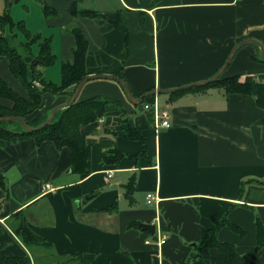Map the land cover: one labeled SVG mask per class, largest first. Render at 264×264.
Here are the masks:
<instances>
[{
  "label": "crops",
  "instance_id": "0c3cea01",
  "mask_svg": "<svg viewBox=\"0 0 264 264\" xmlns=\"http://www.w3.org/2000/svg\"><path fill=\"white\" fill-rule=\"evenodd\" d=\"M23 1L4 0V7ZM26 2L47 3L58 12L42 28L53 42L55 35L61 39L63 63L73 61L76 40L70 30L79 27L88 40L87 75L120 74L139 95L211 78L241 39L258 40L264 48V0H25V8ZM72 2L103 17L73 16ZM119 13L129 31L125 61L126 33L112 24ZM259 51L254 44L240 47L223 77L264 73V62L255 60ZM0 72L7 73L0 78L27 98L6 57L0 58ZM217 88L215 93L187 92L175 101L171 94L164 101L155 96L170 114V127L156 131L151 113L133 105L118 82H86L79 99L103 96L124 108L81 126L91 149L89 174L71 172L70 150H59L49 141L0 148L7 180V189L0 188V255L27 256L31 264H184L190 257L189 264H225V255L216 248L213 259L193 257L207 231L222 219L226 225L217 238L235 246L239 264H264V244L257 239V219L264 226V185L250 181L264 179V110L253 96L226 95ZM68 101L48 93L40 110ZM0 104L12 105L2 97ZM129 119L145 136L139 159L132 156L142 153L143 142L118 133ZM111 149L122 153L118 164L104 163ZM132 175L136 186L131 203L125 185ZM99 190L96 197L86 198ZM148 194L156 198L151 203ZM115 202L117 210L109 209ZM20 211L49 245L22 243L11 226ZM133 222L155 224L156 232L152 235ZM163 236L167 240L159 247L156 241Z\"/></svg>",
  "mask_w": 264,
  "mask_h": 264
},
{
  "label": "trees",
  "instance_id": "16d2710c",
  "mask_svg": "<svg viewBox=\"0 0 264 264\" xmlns=\"http://www.w3.org/2000/svg\"><path fill=\"white\" fill-rule=\"evenodd\" d=\"M6 10L0 13V58L6 57L9 60V70L27 92V98L16 92L5 80L0 78V97L12 103L11 106L0 104V117L13 115L26 122L30 127L36 128L44 123L52 112V110L47 112L40 110L43 103V95L49 93L56 96H66L67 100H70L77 85L88 76L85 65L88 40L79 27H73L70 30L76 40V46L73 49V61L62 63L61 82L56 84L46 80L44 71L41 70V68L53 65L56 60V55L51 47V37H46L40 41L41 35L39 33H32L22 20L14 21ZM43 12L48 17L58 14L47 3L43 6ZM69 12L73 16L80 15L86 18L103 17V14L99 12L79 9L76 2L71 3ZM112 24L118 30L126 33L125 48L121 54L122 60L125 61L129 54V31L124 24L121 13L118 14L117 20ZM6 29L10 30L11 36L4 35ZM18 29L20 33H23L25 42L19 43L14 39V30L19 31ZM35 43H38L39 46L37 53L32 50V46ZM21 47L25 49L22 52L19 50ZM255 60L263 62L261 57H255ZM118 76L121 77L120 74ZM213 86L221 88L226 95L238 93L253 96L256 98L257 105L264 110V73H245L228 77H223L222 75L212 84L203 87H191L172 93L170 100L175 101L187 92L205 91L207 87ZM133 95L135 97L141 96L135 93ZM154 102L155 96H150L145 98L139 106L154 104ZM117 110L124 111L120 101L103 96H94L82 100L78 98L71 106L58 110L54 120L48 126L37 131L26 132L16 121H3L0 122V148H4L7 144H15L21 141L33 140L37 146L49 141L59 150L63 147H67L70 150L71 172L80 175L89 174L92 172L91 149L86 144L85 136L81 133L80 128L82 125L101 120L107 113ZM150 113L149 118L151 119L153 114L152 112ZM118 133L126 139L141 140L143 142L142 153L132 156L133 159H139L146 149L144 144L145 136H143L141 131L128 123L127 127ZM121 157L122 153L120 151L111 149L107 151L103 160L107 165H115L119 163ZM135 179V175H132L129 182L125 185L126 196L131 203L134 201ZM250 181L258 185H264V179ZM0 188L7 189L6 176L1 168ZM98 193L97 191L93 192L86 198L90 199ZM109 209L117 210L116 202ZM225 221L221 219L213 228L207 231L203 241L198 244V253L194 254V259L198 257L213 259L211 250L216 248L225 255V264H239L235 246L228 242H221L217 238L219 229L226 225ZM11 226L26 246H47L50 244L28 226L22 211L13 216ZM132 226L137 227L139 223L133 222ZM231 228L238 231L241 235L245 234V231L235 224H231ZM257 235L258 242L264 244V226L259 219H257ZM191 259L192 257L189 258V260ZM189 260L184 264H189ZM0 261L6 264H31L27 256L0 255Z\"/></svg>",
  "mask_w": 264,
  "mask_h": 264
},
{
  "label": "water",
  "instance_id": "95a60500",
  "mask_svg": "<svg viewBox=\"0 0 264 264\" xmlns=\"http://www.w3.org/2000/svg\"><path fill=\"white\" fill-rule=\"evenodd\" d=\"M250 44H254V45L259 46V48L261 50V60L264 62V48H263L262 44L258 40H255V39H245V40H241L240 42H238L232 48L227 60L224 62V64L221 66V68L211 78H209L207 80H203V81H200V82H196L194 84H190V85L182 86V87H178V88H173V89H153V90H150L148 92H145L144 94H142L139 97H135L133 95V93L131 92L130 88L127 86V84L119 76L103 75V74L90 75V76H86L77 85V88L74 91L73 95L71 96L70 100L68 102L64 103V104L56 106L52 110V112L49 115V117L47 118V120L44 123H42L40 126H38L36 128H32L26 122H24L20 118H18L16 116H13V115H7V116L0 117V122L9 121V120L16 121L22 126L23 130L26 131V132H33V131H37V130L43 129L44 127L48 126L54 120L58 110L71 106L78 99L79 94H80V92H81V90H82V88H83V86L85 85L86 82H88L90 80H95V79H111V80H115L123 88L128 100L133 105H136V106L142 104L143 100L145 98H147V97H150V96H157L158 94H172V93H175L177 91H181V90L188 89V88H191V87L205 86V85H208V84L218 80L224 74L226 68L228 67L230 62L233 60V58L236 55V52L238 51V49L240 47L245 46V45H250ZM129 123L132 126L134 125L132 119H129ZM139 227L142 228L144 231L149 232L152 235H154L155 232H156V225L152 224V223H139ZM189 245L190 246H195V243L189 244Z\"/></svg>",
  "mask_w": 264,
  "mask_h": 264
},
{
  "label": "rangeland",
  "instance_id": "374dc122",
  "mask_svg": "<svg viewBox=\"0 0 264 264\" xmlns=\"http://www.w3.org/2000/svg\"><path fill=\"white\" fill-rule=\"evenodd\" d=\"M26 3L28 4L29 8L24 7V5H25V0H24L23 2H18V3L12 4L10 7H8V10H6L7 8L5 9V7H4V0H0V9H1L0 13H3L6 10L11 15V17L14 21H21V20L24 21L26 23V27L32 33H39L41 35L40 41L46 37H50V35L42 27H44V23H45L46 19L50 20L53 17L45 16V14L43 12L44 3L31 2V5L29 2H26ZM75 25L77 26L78 23L75 22ZM0 33H1V31H0ZM4 35L9 37L12 34H11L9 29H6L4 32ZM14 35H15L14 39L17 42L22 43V42L26 41L23 33H20V30L19 31L14 30ZM38 42H39V40H38ZM60 43H61V39L59 38L58 35H55V40H54V42L52 40L51 47H52L53 52L57 55L56 63L53 66L51 65V67L49 66L47 69L41 68V70H43L44 73L47 70V73H46L47 78L52 80L53 82L55 81L57 84H59L60 80H61V75H60L61 65H62L63 60H64L63 51H62ZM19 50L22 52V50H25V49L23 47H21V49H19ZM32 50L35 53L38 52V50H39L38 43L33 44ZM259 50H260V48H259ZM259 53H260L259 56L261 57V50L259 51ZM6 74H4L3 72H0V76H6ZM210 84H212V83H210ZM205 90L212 91L215 93V92H219L220 89L213 86V87H207ZM165 96H167V95L158 94L157 98L160 101H162V100L164 101ZM97 192H99L97 194V195H99L101 190H99ZM97 195H95L94 197H96ZM94 197H92V198H94ZM92 198H90V199H92ZM78 201L79 200L75 201V206H76L75 208H77V210H79V203H80V202L78 203ZM36 206L37 205H35L33 207V210H35ZM38 264H53V263L46 261L45 263L39 262ZM69 264H76V263L71 262Z\"/></svg>",
  "mask_w": 264,
  "mask_h": 264
},
{
  "label": "built area",
  "instance_id": "2783aa9c",
  "mask_svg": "<svg viewBox=\"0 0 264 264\" xmlns=\"http://www.w3.org/2000/svg\"><path fill=\"white\" fill-rule=\"evenodd\" d=\"M143 109L145 111L153 112V125L154 129L158 131L161 128H169L170 127V114L167 109H161L159 104L155 101L154 104H145L143 106ZM50 189V187L48 186ZM148 202L151 203L155 198L153 194H148ZM167 240V236H163L160 240L156 241L157 246H162ZM146 243H150L149 240L146 241Z\"/></svg>",
  "mask_w": 264,
  "mask_h": 264
}]
</instances>
